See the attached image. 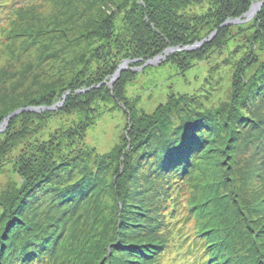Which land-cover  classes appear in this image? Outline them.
<instances>
[{
  "label": "trees",
  "instance_id": "1",
  "mask_svg": "<svg viewBox=\"0 0 264 264\" xmlns=\"http://www.w3.org/2000/svg\"><path fill=\"white\" fill-rule=\"evenodd\" d=\"M16 1L0 0V8L7 9ZM259 1L261 6L252 18L220 27L226 20L244 14L254 0H123L122 16H95L88 23L93 24L92 27L85 26L87 36L82 39L95 44L89 56L77 51L68 58V55L49 52L40 60L48 64L46 69L40 67L34 73L0 72V84H10V92H16V88L24 84L28 86L20 90L23 92L20 97L16 95L21 93L13 95L18 100L10 98L12 101L6 102L5 97L0 100V124L14 110L39 107L38 111H22L12 116L0 132V175L6 180L0 182V264H35L37 259L50 258L61 236L60 229L70 220L68 211L76 209V203L87 191L97 189L101 183L105 186V182L97 179V173L112 155L115 157L112 161L118 164L106 186L112 188L115 195H119L116 184L125 188L119 195L121 199L126 198L121 202L123 211H119L117 221L112 219L110 226L102 219L99 236L88 245L83 264H142L158 253L160 245L153 236L150 235L154 245L139 237L131 238L141 232L138 226H144L142 232L148 234L156 228L148 221L147 224L136 222L139 214L140 219H150L148 209L139 207L141 199H135L141 189L150 186L136 185L138 177L155 178L151 191L165 199L172 193L168 194L166 187L170 188L176 181L174 178L193 166L194 149L204 141H215V144H207L206 151L217 149V158L222 159L219 155L222 151L230 157L238 149L248 155L249 163L260 162L259 170H255L261 183L264 181V0ZM196 6L200 10L196 11ZM10 12L11 8L6 16ZM214 29L221 36L245 31V42L242 40L243 46L239 47L251 48L247 57L252 59L253 66L257 65L250 80H240L243 91L238 94L236 103L228 106L224 118H218L219 108L201 110L193 94L167 93L164 103H158L134 128L129 123L127 132L132 134V139L128 134L126 139H131L130 161L121 162L116 158L120 152L118 143L103 158L80 150L86 144L85 132L97 118L95 112H99L100 107L94 110L93 104H111L100 111L101 116L104 112L122 109L119 103L125 106L129 101L126 87L138 73L132 67L122 71L111 88L103 83L111 78L120 63L125 60L127 64L139 63L140 59H151L168 47L192 46ZM209 46L203 43L191 51L169 52L158 61L156 68L168 66L182 76L194 66L195 55ZM145 68L148 66L143 70ZM24 127L35 129L24 135ZM50 160L53 162L48 163ZM122 166L125 169L121 173ZM63 174L68 177H60ZM216 179L218 185L213 198L200 202L190 197L193 211L188 216L195 215L200 222L195 234L199 238H193L186 246L198 254L195 261L187 264H264V237L256 234L264 230L253 220L255 232L237 225L243 215L249 218L253 212L259 214V208L248 204L250 196L246 190L244 196L242 190L232 187L233 180L230 181L232 200L221 186L227 182L226 176L219 172ZM184 181H179L181 186ZM181 186L178 185V189ZM190 194L196 195L192 191ZM180 195L169 197L173 200L171 210L180 201L185 203L184 199H176ZM227 196L230 201H224ZM205 219H215L216 224L205 228ZM245 230L244 239L241 234ZM106 245L111 249L105 256ZM163 245L164 249L168 246ZM178 247L184 246L179 244Z\"/></svg>",
  "mask_w": 264,
  "mask_h": 264
},
{
  "label": "rangeland",
  "instance_id": "2",
  "mask_svg": "<svg viewBox=\"0 0 264 264\" xmlns=\"http://www.w3.org/2000/svg\"><path fill=\"white\" fill-rule=\"evenodd\" d=\"M122 1L123 0H17L7 9L0 8V17H2V19H0V72L9 70L10 72L20 73L26 70L28 73H34L37 72L40 67L46 69L48 64H43V61L40 62V60L49 52L65 57L68 55V58L73 52L77 51L78 53H82L85 57L89 56L95 44L91 42L88 44L85 39H82L87 36V33L85 34V26L92 27L93 24L88 25V23L95 16H122L124 11ZM256 3L262 2L254 0L251 5ZM10 8L12 12L9 13V16H6ZM195 10H200V8L196 6ZM204 15L207 14L204 13ZM242 16L243 14L237 18H241L243 21L246 17ZM214 31L215 34L213 37L209 42H206L210 46L205 47L202 52L195 55V60L193 61L194 66L183 73L182 76L180 74L176 75L175 71L168 66L162 69L156 68L160 59L154 64L143 65L146 61L156 56L151 59H144V61L140 59L139 63L133 62L127 64L125 60L126 68L122 69L117 76H114L116 69L111 78L109 80H104L103 83L108 84L111 88L114 80L119 77L122 71L130 67L136 70L138 73L133 76L132 82L126 87V96L129 97V101L125 106L129 109L127 110L122 103H119L122 109H115L113 112H104L100 116V111L105 110L108 108L105 106H111V104L108 103L105 106L99 102L93 104L94 110H96V107H100L98 109L99 112H95L97 118L95 117L96 119L94 118V120H92L94 122L93 125L89 126L86 130L84 135V143L86 144L84 147L80 148V150L91 154L90 156L95 155L97 158H103L106 153L114 150V147L118 143L120 152H117V155H115L116 158L118 157V160L121 162L123 159L125 162L130 161L128 160V157L130 158L128 149L130 148L129 142L132 139V134L127 132L130 130L129 123H131L132 128H134L138 122H141L144 117L154 110L158 103H164L167 93H172V95L175 96L180 93H186L187 95L193 94L197 97L201 105V110L209 111L219 108V113H217L218 118H224L228 106L236 103L238 94L243 91H241L240 80H250V78L254 76L253 71L257 65L255 64V66H253L254 62L247 57L250 54L249 51L251 48L239 47L243 46V44H241L242 40L245 42V31H240L241 35L239 33H227L223 36L218 35L216 29L211 33ZM211 33H208L207 37ZM207 37L205 36V38ZM69 65L70 63L67 65V69ZM144 66H148V68L143 70ZM26 89H28V86L24 84L22 88L17 87L16 92H10V84H0V100L5 97L6 102H11L12 100H9L10 98L15 100L23 94L20 90ZM15 94L19 95L13 97ZM87 101V103H90V99ZM230 101L231 103H229ZM92 106H90V108ZM7 123L8 120L5 124L3 122L0 124V132ZM139 125L143 126L144 124L139 123ZM143 127L145 128V125ZM24 128V135L33 133V129H35L33 127ZM246 129L247 128L244 130ZM126 134L131 138H129L130 141L126 139ZM214 142L215 141H204L198 149H194L195 153L192 159V163H194L193 166L183 175L174 178L176 181L172 182L173 184L170 188L166 187L167 193L169 194L170 191H172V193H170L168 197H165V199L160 198L157 192L151 191L154 188L155 178L146 177L142 179L138 177L139 181L136 182V185H142L143 187L146 183L150 187L141 189L139 193H137L138 196L136 195V198H134L136 201L138 198L141 199L139 207L145 208L146 210L148 209L150 219H140L141 214H139L140 217L136 222L147 224L146 221H148L151 225L156 226V228L153 233L148 234L142 232L144 231V228H142L144 226H138L141 232L138 231L137 235H131L133 236L131 238L136 240V238L139 237L141 238L140 240L144 239L146 242H151L150 244L154 245V240H152L151 237L153 236V239H157L155 241L159 242V244H156L160 245L158 246V253L155 256H151V258L148 257L145 262L142 261V264H187L195 261V257L198 253H194L193 249L189 246L186 247L193 238H196L195 234L199 230L197 226L200 222L196 220L195 215L188 216V213L193 211L190 207V204L193 203L191 198H198L200 202H204L208 198H213L216 195L215 191L218 185L216 184L218 182L216 174L219 172H221L223 176H226L227 182L224 181L221 186L225 193H229L232 200L234 197L231 193V180L234 181L232 187L239 191L242 190L244 196L245 190L247 191L250 196V200L248 201L247 199L248 204L260 210L259 214H257V211L253 212V215L249 218H244L243 215L240 222L237 223V225H239L238 227L244 229L250 228L249 231L252 229L255 232V229L252 227L253 220L256 226L259 225L262 230H264V181L262 180V184L259 173L255 170H259V160V164L254 161L249 163L248 155L238 149H235L234 154L230 157L226 156L223 151L219 153V155L222 156V160L219 158L220 156L218 158L216 157V154H218L216 153L217 149L206 151L208 145L210 143L215 144ZM15 145L17 144H14V146ZM90 149L94 150L90 151ZM133 150L134 149L131 150V155L134 153ZM222 150L224 149L222 148ZM248 151L251 152V148H249ZM123 154H125L126 157H123ZM108 159L109 161L106 160L107 164L97 173V179L106 184L111 182L115 166L118 164V161H112L115 159L113 155ZM51 162H53V160H50L48 163ZM219 166L220 168H217ZM42 167L43 166H40L39 168ZM223 168L225 169L224 172ZM9 169H11L10 166ZM124 169L125 167L122 166L120 172L122 173ZM237 169H239L238 172L234 171ZM60 177L67 178L68 176L63 174ZM183 180H185L184 185L181 186L179 181L182 182ZM1 181L6 182L3 175H0V182ZM106 184L104 186V184L101 183L96 187L97 189L87 191L85 195L80 197L75 205L76 209L68 211L70 220L65 227L60 229L61 236L58 237L55 242L51 257L37 259L35 264H83L87 258L88 252L86 249L88 245L95 237L99 236V231L102 228V219L105 223H109L110 226L112 224V219L117 221L119 211H123L121 202L126 198L124 197L121 199L119 195L125 188L116 184L117 194L119 195H115L112 188L108 187V185L106 186ZM177 184L181 186L180 189H178ZM259 189L262 190L260 194L257 192ZM191 191L197 196H192V194H190ZM176 193L181 194L179 197H176V199H184L185 203L180 201L176 207L171 210L170 201L173 200L169 199V197H175ZM239 195L240 193H238V196ZM227 200L230 201L229 196H227V199L224 201ZM126 212L128 213V211ZM143 212L147 214L146 211ZM185 216L188 217L187 220H185ZM254 216H258L259 219L256 220ZM215 221V219L206 221L205 228L210 224H216ZM113 228L114 227H112V229ZM246 231L247 230L241 234L244 239L247 237ZM256 234L259 235V237H264V231L256 232ZM197 238H199V236ZM115 242H117V240ZM165 243L168 245L166 249H164L163 245ZM179 244H182L184 247L180 249V247H178ZM110 249V246L106 245L104 252L105 256ZM159 255H161V257L158 260Z\"/></svg>",
  "mask_w": 264,
  "mask_h": 264
},
{
  "label": "water",
  "instance_id": "3",
  "mask_svg": "<svg viewBox=\"0 0 264 264\" xmlns=\"http://www.w3.org/2000/svg\"><path fill=\"white\" fill-rule=\"evenodd\" d=\"M260 5H261V3L252 4L249 7L248 11L245 14H243V16L246 17L243 21H247L250 18H252V16L256 13V11L260 7ZM252 8H253V11L251 12ZM241 21H242L241 18H237V19H234V20H226L223 24L220 25V27L225 26V25H231V24L239 23ZM214 34H215V31L213 33H211L207 38H204L201 41L194 43L192 46H184L182 48H178V47H168V48L164 49L160 55L154 57L151 60L146 61L143 65H151V64H154L159 59H164L165 55H167L169 52H174L176 50H188V51L194 50V49L198 48L201 44L206 43V42H209V40L213 37ZM125 62L126 61H124L122 64H120L118 66L117 70L114 73V76L115 75L117 76L118 73L122 69L126 68ZM38 110H39V107H24V108H19L17 110H14L10 114H8L7 117L3 120V123L5 124L9 118H11L12 116L17 115L19 112H22V111H30V112L32 111L33 112V111H38Z\"/></svg>",
  "mask_w": 264,
  "mask_h": 264
},
{
  "label": "bare ground",
  "instance_id": "4",
  "mask_svg": "<svg viewBox=\"0 0 264 264\" xmlns=\"http://www.w3.org/2000/svg\"><path fill=\"white\" fill-rule=\"evenodd\" d=\"M253 11V8H252V10H251V12Z\"/></svg>",
  "mask_w": 264,
  "mask_h": 264
}]
</instances>
